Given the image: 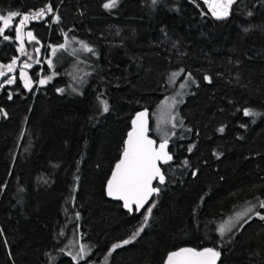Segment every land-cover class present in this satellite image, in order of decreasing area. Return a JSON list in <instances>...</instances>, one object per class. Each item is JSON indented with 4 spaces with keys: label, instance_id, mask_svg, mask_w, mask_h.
I'll return each instance as SVG.
<instances>
[{
    "label": "trees",
    "instance_id": "16d2710c",
    "mask_svg": "<svg viewBox=\"0 0 264 264\" xmlns=\"http://www.w3.org/2000/svg\"><path fill=\"white\" fill-rule=\"evenodd\" d=\"M108 2L0 0V15L19 13L15 27L53 9L23 26L45 50L39 69H19L33 64L34 43L23 40L21 54L13 25L8 40L0 35V264H164L185 247L215 249L216 264H264V220L255 215L264 214V0H236L219 20L201 0ZM66 40L77 49L48 55ZM175 71L191 83L145 226L147 207L129 214L103 187L131 117L154 109ZM247 205L256 206L252 217L216 232ZM70 243L88 255L73 262Z\"/></svg>",
    "mask_w": 264,
    "mask_h": 264
},
{
    "label": "snow or ice",
    "instance_id": "6c2138e0",
    "mask_svg": "<svg viewBox=\"0 0 264 264\" xmlns=\"http://www.w3.org/2000/svg\"><path fill=\"white\" fill-rule=\"evenodd\" d=\"M156 0H153L155 3ZM236 0H205V3L208 4V7L211 11V14L216 19H224L229 15V10L231 9L233 3ZM118 0H109L108 3H105L103 7L105 9H111L116 7ZM53 9L51 6H47L46 8H41L39 11L31 14L23 15L22 19L19 21V27H15L12 30L16 33V38L23 41V26L30 19H39L43 18L46 13H52ZM19 15L18 12H9L7 16L0 15V22H2V26H0V35H3L4 32L9 29L11 22ZM59 16L55 17L56 21H59ZM27 35L31 39H35L32 32L29 31ZM4 40H8V35H3ZM38 43V41H37ZM81 47L86 52H92L93 49L90 48L87 44L81 43ZM60 48L66 49V45H60ZM21 54H26L23 48V42L21 43L20 48ZM39 51V49H37ZM57 52L56 48L52 49V55H55ZM31 58V57H30ZM16 63L13 60L12 65L7 66V70L9 72L13 71V65ZM49 65H51V61H48ZM25 68L30 67V65L25 64ZM4 75L3 72H0V76ZM21 76L24 78V86L30 87L31 81L27 78L26 73H21ZM178 76V73H172L171 79L172 82L175 81V78ZM190 78V77H189ZM50 79V77H49ZM205 79H208L205 77ZM13 79H9L7 83H13ZM46 80L40 81V83H46ZM186 85L181 84L180 88H184ZM60 91H63L61 89ZM179 95V93H177ZM11 98V97H9ZM104 104V111H108V105L106 102H102ZM175 104V98H172V103H169L167 100L162 102L161 109L162 115L170 113L171 108ZM245 116H253L256 113L251 110H244ZM148 113L141 112L138 113L136 118L132 121V130L127 134V140L125 142V146L122 152V158L115 165V170L112 172L111 179L107 183V194L110 197H114L116 199L123 201V206L129 210V212L133 211V205L136 206V211L143 209L145 204L148 203L149 199L153 196V194H158L160 189L159 187H153V181L158 180L160 184L165 182V176L161 171L160 163L167 164L170 160H172V156L166 151L168 146V134L164 132L162 137V142L156 147V141L150 139L148 136ZM175 116H171L167 121L168 123H172L175 120ZM160 123H165L163 119L160 120ZM172 127H176V124H172ZM157 131H163L159 126L157 127ZM223 132V128L220 129ZM174 134V133H173ZM191 151V148H189ZM155 207V203L153 202L147 209L145 210V215L143 217V225H147L148 219L152 214V209ZM256 206L253 205L248 207L244 212L238 213L236 219L240 220L244 216H247L249 213L254 211ZM259 207L264 208V200L259 202ZM255 215L258 216L261 220H264V214L260 212H255ZM231 221L226 224H222L219 227V232L221 236L225 234L226 231H230ZM144 230L143 226L139 227L135 232H133L130 239H126L122 242L123 245L129 244L132 240H135L137 236ZM122 244L117 243L112 246V251L115 249L122 247ZM87 253L83 246H81V259L84 258V255ZM110 255V253H109ZM220 256V253L213 248H204L202 250H196L194 248H180L177 251L171 252L167 256L166 264H216V260Z\"/></svg>",
    "mask_w": 264,
    "mask_h": 264
},
{
    "label": "rangeland",
    "instance_id": "374dc122",
    "mask_svg": "<svg viewBox=\"0 0 264 264\" xmlns=\"http://www.w3.org/2000/svg\"><path fill=\"white\" fill-rule=\"evenodd\" d=\"M202 3L204 4V6L206 7L207 11L210 13V15L216 19L212 14L211 11L208 7V4L205 3V0H201ZM219 20V19H218ZM17 20L12 21L10 25H13L14 27L16 26ZM29 31L25 30L23 31V40L26 43H34L35 46L34 48V57L35 60L33 62V64H28V63H22L19 66L20 71L24 70V71H28L31 70L33 68H41V60H45L46 59V55H45V50L44 48L41 49V45L39 43H37V41L34 39H31L27 33ZM60 45H66V49H64L65 52H71L74 49H77L76 47H72V42L70 40H66L63 43H61ZM59 46H53L50 47L48 49V55H52V49L56 48L57 51L62 49ZM37 49H39V51H37ZM28 64L30 65V67L25 68L24 65ZM25 73V72H24ZM174 73V72H172ZM169 74L168 78H167V87H168V91L169 93L154 107V109L149 113V119H150V136H152V138L155 141H162V137L164 132H167L168 137L170 136V133H172V130H175V127H172V124H176L177 127V107L178 105L182 102L185 94L188 91L189 85L191 83V79L189 78L190 76L187 74H183L182 72L179 71H175V73H178V76L175 78V81L172 82L171 79V74ZM39 75V71L37 72V76ZM9 79H13V78H9ZM8 79V80H9ZM7 80V81H8ZM6 81V83H7ZM185 84L186 86L184 88H180L181 84ZM9 84V83H8ZM179 93V95L177 94ZM172 98H175V104L174 106L171 108L170 113L168 114H163L162 115V109H161V105L162 102L164 101H168L169 103H172ZM171 116H175L176 119L172 121V123H168L167 121L170 119ZM163 119L165 121V123H160V120ZM159 126V128H161L163 131H157V127ZM252 205H247L245 207L239 208L238 210L234 211L230 216H228L227 218H225L221 223L218 224L217 228H216V232L220 234L219 232V227L222 224H226L227 222L231 221V224L233 225L231 227L230 231H226L225 234H228L229 232H231L237 225H239L240 223H242L243 221L247 220L249 217H252L254 215V211L252 213H249L247 216H244L242 219L237 220L236 217L238 215V213L244 212L248 207H251ZM224 234V235H225ZM81 246L84 247L85 252L87 253L86 255H84V257H86L88 255V250L85 248V246L82 243H70L67 246L66 251H64V254L66 256H68L73 262H78L79 260H82L81 257Z\"/></svg>",
    "mask_w": 264,
    "mask_h": 264
},
{
    "label": "water",
    "instance_id": "95a60500",
    "mask_svg": "<svg viewBox=\"0 0 264 264\" xmlns=\"http://www.w3.org/2000/svg\"><path fill=\"white\" fill-rule=\"evenodd\" d=\"M21 79H22V81H23V88H24L25 90L28 89V87L26 88V87L24 86V78H23L22 76H21ZM141 112H147V113H148V116H147V120H148V129H149V130H148V136H149L150 139H153V138L150 136V119H149V111L146 110V109L139 110V111L136 112V113L131 117V119H130L129 129H128V131L126 132L125 138H124V140H123V144H122L121 152H120V154H119V156H118V159H117L116 162L113 164V166H112V168H111V170H110V173H109V175H108V177H107V179H106V181H105V183H104V187H103V191H104V195H105V197H106L108 200L112 201V202H118V203H120L122 209H123L125 212L129 213V214H131L132 212H129V210L126 209V208L123 206V201H122V200L116 199V198H114V197H110V196L107 194V183H108V181L111 179L112 172L115 170V165H116V164L119 162V160L122 158V152H123V148H124V146H125V142H126V140H127V134L132 130V121L136 118L137 114H138V113H141ZM153 140H154V139H153ZM161 142H162V141H156V145H155V146L158 147L159 144H160ZM168 146H169V143H168ZM168 146H167V149H166L167 152H168ZM169 155H170V154H169ZM169 162H170V161H169ZM169 162H168V163H169ZM164 165H166V164L160 163L159 166L162 167V166H164ZM161 171H162V169H161ZM162 172H163V171H162ZM154 184H157V185H159V186H162L164 183H163V184H160L158 180H154V181H153V187H155ZM155 195H156V194H153V196L149 199L148 203L145 204L144 208H143V209H140L139 211H136V206L133 205V206H132V207H133V211H134L135 213H140V212H142V211H143V210H144V209L150 204L152 198H153ZM176 251H177V250H176ZM166 260H167V258H166ZM166 260L164 261V264H166Z\"/></svg>",
    "mask_w": 264,
    "mask_h": 264
},
{
    "label": "bare ground",
    "instance_id": "6f19581e",
    "mask_svg": "<svg viewBox=\"0 0 264 264\" xmlns=\"http://www.w3.org/2000/svg\"><path fill=\"white\" fill-rule=\"evenodd\" d=\"M146 209V208H145Z\"/></svg>",
    "mask_w": 264,
    "mask_h": 264
}]
</instances>
